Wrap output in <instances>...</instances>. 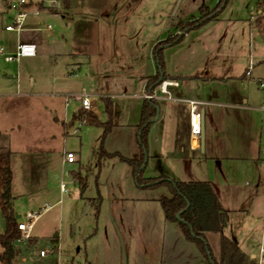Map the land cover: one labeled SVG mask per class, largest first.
<instances>
[{
	"label": "rangeland",
	"instance_id": "obj_1",
	"mask_svg": "<svg viewBox=\"0 0 264 264\" xmlns=\"http://www.w3.org/2000/svg\"><path fill=\"white\" fill-rule=\"evenodd\" d=\"M58 1L56 6L33 5L23 31L7 32L15 13L0 0V49L15 52L9 51L8 43L40 47L37 56L15 62L6 61L0 52V151L11 152L13 209L18 222L29 212H42L32 230L35 244L24 245L16 263L205 264L180 227L165 220L160 200L168 196L166 188L138 187L127 163L119 156L101 158L100 153L103 147L108 154L131 158L139 151L137 125L146 90L140 75L156 72L153 52L159 44L200 20L202 4L214 9L220 0H182L178 8V0H71L69 10ZM255 4L256 0H230L221 20L193 29L198 32L168 53L186 51L193 54L188 61L192 67L203 62L233 68L235 74L247 66L244 54H252L261 65L258 72L264 74V38L255 32L250 36ZM158 39L164 41L154 45ZM174 63L183 61L174 58ZM102 87L114 95L110 102L98 95ZM80 94L89 95L102 122H112L103 145V128L80 126L84 115L73 119L82 111L81 101L74 97ZM67 152L75 153L74 164L63 162ZM147 162L145 179L177 167L183 174L179 163L156 162L152 149ZM235 165L238 175L229 173L226 178L230 183L238 177L234 190L242 195L229 199L237 212L223 234L256 254L264 243V163ZM62 183L66 192L61 191ZM245 221L250 222L248 228ZM5 230L0 212V234ZM206 237L219 261L221 235L209 232ZM40 249L52 254L42 260Z\"/></svg>",
	"mask_w": 264,
	"mask_h": 264
},
{
	"label": "crops",
	"instance_id": "obj_2",
	"mask_svg": "<svg viewBox=\"0 0 264 264\" xmlns=\"http://www.w3.org/2000/svg\"><path fill=\"white\" fill-rule=\"evenodd\" d=\"M2 4L6 7L9 6L7 0H2ZM209 8L213 9V7ZM218 20H221L220 16L204 24L199 30ZM196 32L198 30L185 33L181 42L165 48L163 57L165 74L170 77L169 81H176L179 85L168 87L170 97L159 89L157 90L158 96L154 100L159 106V117L151 125L148 149L149 151L152 149V157L158 163L181 164L183 174H179L177 167L172 170L173 172L162 175L177 182L200 181L210 183L222 208L228 212L227 227L230 216L237 212L229 206V199L239 198L242 195L241 191L234 190L238 186V177L233 178L232 182L228 183L227 174L238 175L237 169H234L233 172L237 163H242L245 166H249L250 163H264V110L261 108L264 93L257 85V79L264 77V74L258 72L261 65L255 64L252 54L249 57L244 54L247 66H245L244 72L235 74L234 71L237 70L233 68L224 69L213 65L207 66V63L203 62L192 67V65H188V61L193 54L186 51L176 52L175 56L173 53H168L181 46L186 38ZM250 40L252 41L251 38ZM160 41L164 40L158 39L154 45ZM16 45L8 43L9 51L16 50ZM217 50L218 53H221V48H217ZM218 53L216 52L215 55ZM153 55L155 56L154 52ZM237 55L239 56V53ZM230 56L232 54H229ZM174 58L180 62L183 61V64H175ZM251 60L254 62V67L251 75L248 76L246 73ZM157 66L156 72L150 75H140L146 89L141 96L144 101V95L149 93V80L160 72ZM74 72L75 69L73 68L69 74ZM130 77L134 78L135 76L131 75ZM105 91V88L102 87L97 93L107 102H110L114 95H109ZM17 96L23 97L22 95ZM187 99L198 100L202 103L203 146L200 140L201 134L197 137L191 133ZM91 112L100 119V114L95 111L93 106ZM63 162L67 163L65 158H63ZM222 199L226 202L224 203ZM244 226L248 228L250 222L245 221ZM234 241L243 252L254 259V253L248 252L243 245H240L236 240Z\"/></svg>",
	"mask_w": 264,
	"mask_h": 264
},
{
	"label": "trees",
	"instance_id": "obj_3",
	"mask_svg": "<svg viewBox=\"0 0 264 264\" xmlns=\"http://www.w3.org/2000/svg\"><path fill=\"white\" fill-rule=\"evenodd\" d=\"M230 0H220L217 6L210 10L206 5L199 8L202 18L194 21L182 29V32H189L199 28L204 24L216 19L226 8ZM65 10L71 8V0H63ZM183 35L178 34L174 38H169L158 45L155 51L159 74L151 78L148 82L149 92H153L164 81L168 80L164 69L163 50L181 42ZM158 103L154 99H145L141 112V119L138 125L139 135L137 138L139 151L131 158H126L119 153L108 154L101 147L100 157L119 156L121 161L127 163L132 169L134 181L138 187L145 188H166L168 196L161 198V205L164 211L165 220L170 223H176L186 241L194 243L205 258V264H256V261L247 255L239 245L231 238L223 234L228 221V212L224 210L219 203L213 186L208 182L191 181L177 182L163 175L156 179H145L143 177L147 166L146 158L148 154V136L152 120L157 115ZM109 110H111L108 104ZM85 116L86 124L101 127L104 129L102 145L104 139L112 129V122L104 123L99 117L91 111H80L74 115V120H79ZM1 137V134H0ZM76 180L84 182L80 175H76ZM13 171L11 167V152L9 150L0 151V212L6 222V230L0 234V246L3 251L0 254L2 264H17L16 259L21 254L22 247L32 248L35 241L31 238L28 242L19 243L21 237L18 230V219L13 209L12 195ZM99 210V208H98ZM180 218L178 219V215ZM209 232L219 233L220 240V260L218 261L212 252L208 243L206 234Z\"/></svg>",
	"mask_w": 264,
	"mask_h": 264
},
{
	"label": "built area",
	"instance_id": "obj_4",
	"mask_svg": "<svg viewBox=\"0 0 264 264\" xmlns=\"http://www.w3.org/2000/svg\"><path fill=\"white\" fill-rule=\"evenodd\" d=\"M49 2L50 6L58 5V0H15L9 3V9L13 10L15 15L11 18V23L5 27V30L8 32H21L25 27V22L29 16V10L33 5L37 3ZM37 11H39L37 9ZM250 23H251V34L256 33L257 36L264 38V0H256V4L254 5L251 15H250ZM50 28V26H49ZM0 52L5 55V60L8 62L19 61L23 57H35L39 53V47L34 43H20L17 45L15 52L13 53H5V49L1 48ZM254 67V62L251 60L249 64V68L247 71V75H251L252 69ZM178 82L176 81H164L157 89L153 92L146 93L144 95L145 99H155L157 98V90L159 89L162 93L169 95L168 87L170 86H178ZM257 85L259 89L264 93V77L257 79ZM75 99L81 101V106L84 111H91L92 104L87 94H80L78 96H74ZM170 97V95H169ZM69 100L66 99V104H68ZM187 106L189 112V121H190V130L192 135L199 137L202 131V103L198 100L187 99ZM261 108L264 110V99ZM86 118H82L79 122V125H85ZM76 161V155L74 152H67L65 156V162L74 163ZM61 191L66 192L67 187L65 183L61 184ZM48 207H44V211L48 210ZM40 212H29L25 215L24 221L18 222V230L20 231L21 237L19 239V243L28 242L32 238V230L36 223V221L41 216ZM52 251L49 249H40L38 252V257L42 260H46L49 258ZM254 260L256 264H264V243L258 248L257 253L254 256Z\"/></svg>",
	"mask_w": 264,
	"mask_h": 264
},
{
	"label": "water",
	"instance_id": "obj_5",
	"mask_svg": "<svg viewBox=\"0 0 264 264\" xmlns=\"http://www.w3.org/2000/svg\"><path fill=\"white\" fill-rule=\"evenodd\" d=\"M181 2H182V0H178V1H177V7H176V8L179 7V5H180ZM184 34H185V32L182 33V35H184ZM156 109H157V115H156V117L151 121L152 123L155 122V121H157V119H158V117H159V106H156ZM202 118H203V116H202ZM202 121H203V119H202ZM200 140H201V145L203 146V145H204L203 124H202V131H201V137H200ZM146 162H147V158H146ZM177 217H178V219H179V218H180V214H179ZM16 218L19 219L20 216L16 214Z\"/></svg>",
	"mask_w": 264,
	"mask_h": 264
}]
</instances>
